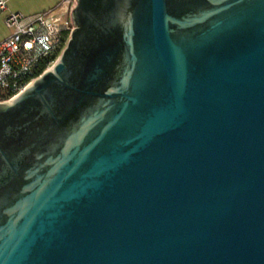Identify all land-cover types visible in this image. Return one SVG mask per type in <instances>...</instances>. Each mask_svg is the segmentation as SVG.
<instances>
[{
	"label": "water",
	"instance_id": "water-1",
	"mask_svg": "<svg viewBox=\"0 0 264 264\" xmlns=\"http://www.w3.org/2000/svg\"><path fill=\"white\" fill-rule=\"evenodd\" d=\"M0 102V264H264V0H76Z\"/></svg>",
	"mask_w": 264,
	"mask_h": 264
},
{
	"label": "built area",
	"instance_id": "built-area-1",
	"mask_svg": "<svg viewBox=\"0 0 264 264\" xmlns=\"http://www.w3.org/2000/svg\"><path fill=\"white\" fill-rule=\"evenodd\" d=\"M73 5L76 0H63L41 13L29 16L9 13L5 17L4 25L9 34L0 41V88L14 92L10 99L35 79L33 76L41 63H46L44 71L56 63L70 39ZM5 10L6 1L0 0V11Z\"/></svg>",
	"mask_w": 264,
	"mask_h": 264
},
{
	"label": "rangeland",
	"instance_id": "rangeland-1",
	"mask_svg": "<svg viewBox=\"0 0 264 264\" xmlns=\"http://www.w3.org/2000/svg\"><path fill=\"white\" fill-rule=\"evenodd\" d=\"M55 0H9L8 5L18 8L24 16L34 15L33 13L46 9ZM70 16V15H69Z\"/></svg>",
	"mask_w": 264,
	"mask_h": 264
},
{
	"label": "crops",
	"instance_id": "crops-1",
	"mask_svg": "<svg viewBox=\"0 0 264 264\" xmlns=\"http://www.w3.org/2000/svg\"><path fill=\"white\" fill-rule=\"evenodd\" d=\"M5 1H6V10L5 11H0V41L5 39L8 36V34H9L8 29L4 25L5 17L9 13H20V14H23V13H21V12H19L17 10L18 8L8 5L9 0H5ZM62 1L63 0H55L54 3L49 4L46 9L39 10V11L33 13V14L41 13V12L47 11L49 9H52V8L56 7L57 5H59Z\"/></svg>",
	"mask_w": 264,
	"mask_h": 264
},
{
	"label": "trees",
	"instance_id": "trees-1",
	"mask_svg": "<svg viewBox=\"0 0 264 264\" xmlns=\"http://www.w3.org/2000/svg\"><path fill=\"white\" fill-rule=\"evenodd\" d=\"M46 68V63H41L39 65V69L37 71V73L33 76V77H38L40 74H42V72L45 70ZM29 81L28 79H25V82ZM14 95V92L11 90H3L0 88V102H4V101H8L12 96Z\"/></svg>",
	"mask_w": 264,
	"mask_h": 264
}]
</instances>
